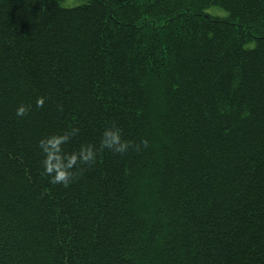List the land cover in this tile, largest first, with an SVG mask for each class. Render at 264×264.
<instances>
[{
	"label": "trees",
	"instance_id": "trees-1",
	"mask_svg": "<svg viewBox=\"0 0 264 264\" xmlns=\"http://www.w3.org/2000/svg\"><path fill=\"white\" fill-rule=\"evenodd\" d=\"M61 2L0 0V264H264V0Z\"/></svg>",
	"mask_w": 264,
	"mask_h": 264
},
{
	"label": "clouds",
	"instance_id": "clouds-1",
	"mask_svg": "<svg viewBox=\"0 0 264 264\" xmlns=\"http://www.w3.org/2000/svg\"><path fill=\"white\" fill-rule=\"evenodd\" d=\"M44 98L39 97L36 101V106L38 108L43 107ZM29 109L21 105L17 108V116L27 115ZM65 142L64 137H53L48 139L46 142L41 141V148L45 153V160L43 162L45 174L51 177V182L54 184H62L64 187H68L70 182L73 180L75 173L71 171L75 159L68 157L65 159L60 153V145ZM144 146H147V142H142ZM131 146V142L122 141L120 131L106 130L104 137L101 140L100 150L104 148L112 150L119 154H124L128 148ZM97 156V150L94 146H88L84 148L79 153V159L84 164H92L95 162Z\"/></svg>",
	"mask_w": 264,
	"mask_h": 264
},
{
	"label": "rangeland",
	"instance_id": "rangeland-1",
	"mask_svg": "<svg viewBox=\"0 0 264 264\" xmlns=\"http://www.w3.org/2000/svg\"><path fill=\"white\" fill-rule=\"evenodd\" d=\"M84 2L85 0H62L61 6L63 8H73L83 4ZM207 12L210 16L219 17V18L226 17L225 12L216 7L209 8Z\"/></svg>",
	"mask_w": 264,
	"mask_h": 264
},
{
	"label": "bare ground",
	"instance_id": "bare-ground-1",
	"mask_svg": "<svg viewBox=\"0 0 264 264\" xmlns=\"http://www.w3.org/2000/svg\"><path fill=\"white\" fill-rule=\"evenodd\" d=\"M62 7V6H61ZM63 8V7H62Z\"/></svg>",
	"mask_w": 264,
	"mask_h": 264
}]
</instances>
